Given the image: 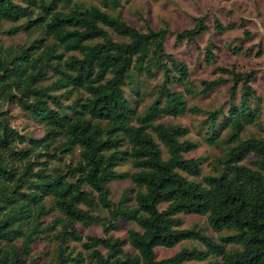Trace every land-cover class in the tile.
I'll use <instances>...</instances> for the list:
<instances>
[{
	"label": "trees",
	"instance_id": "16d2710c",
	"mask_svg": "<svg viewBox=\"0 0 264 264\" xmlns=\"http://www.w3.org/2000/svg\"><path fill=\"white\" fill-rule=\"evenodd\" d=\"M96 1L0 0V22L10 24L2 33L26 35L15 46L0 39V264H33L41 239L56 246L48 264H264V123L253 72L216 68L219 76L201 81L198 93L227 86L222 107H189V69L166 51V41L196 45L209 31L205 17L182 32L147 24L143 32L122 19L121 0ZM232 28L214 19L218 35ZM250 37L244 32L237 41ZM215 48L211 40L204 46L206 65ZM157 76L153 99L139 113L146 95L139 84ZM7 105L40 127L41 137L14 128ZM189 113L204 114L203 141L218 151L203 176L201 159L184 157L198 148L186 139L189 129L158 122ZM250 126L263 136L242 138ZM124 165L131 171L120 172ZM123 181L132 187L113 201L109 185ZM191 215L205 217L218 239L182 228L181 217ZM120 222L136 229L125 239L109 236ZM77 224H100L103 236L84 238ZM184 241L201 249L181 247L158 259L156 249Z\"/></svg>",
	"mask_w": 264,
	"mask_h": 264
},
{
	"label": "rangeland",
	"instance_id": "374dc122",
	"mask_svg": "<svg viewBox=\"0 0 264 264\" xmlns=\"http://www.w3.org/2000/svg\"><path fill=\"white\" fill-rule=\"evenodd\" d=\"M85 4L98 5L96 0H81ZM121 8L118 10L122 19L129 25L135 27L139 31H145V24L156 30L162 27L168 28L170 31L182 32L191 29L194 25L193 18L205 17V23L209 27V31L204 33L196 41V45L174 47V37H168L166 41V51L175 54L177 58L183 61L190 73L191 94H185V99L189 107H197L207 112L222 107L227 99V86L218 87L206 95H200L201 81H210L216 79L219 74L216 71L218 67L235 68L238 72L252 71L254 78L252 87L257 96L261 98L260 109L262 116L260 121L264 123V0H121ZM217 19L222 26L233 25V28L225 33L218 35L213 30L214 19ZM10 27L9 23L0 22V39L4 46H15L22 44L26 40L24 33L14 36L4 35L2 32ZM244 32H249L251 37L242 43L237 40L242 37ZM211 40L217 46L213 53L215 55L214 63L206 65L204 62V46ZM241 46L242 53L235 54L233 49ZM244 52L248 53L245 55ZM258 52L261 55L258 56ZM226 78V77H225ZM140 83V94L146 92V95L140 101L138 112L141 113L153 99V90L158 83L156 79L145 80ZM136 89V85L132 86ZM126 97L133 99L131 87L125 89ZM139 99V98H138ZM140 100V99H139ZM133 106H135L133 104ZM10 113V123L19 132L28 134L32 138H40L42 129L37 128L34 123L28 119L15 105H7L4 108ZM204 119V114H184L178 118L165 117L158 122L165 125H178L187 127L189 134L186 139L198 144V148L188 154L186 159H201L202 176L209 173L210 163L218 156V151L207 146L203 141L204 130L200 125ZM262 135V134H261ZM255 126L246 128L242 138L261 136ZM263 136V135H262ZM185 139V138H184ZM161 147L163 157H166L165 149ZM255 158L251 155L243 162L247 167H251V162ZM120 172L131 171L129 165L119 167ZM200 179V178H199ZM198 179V180H199ZM132 187L129 181L110 183L111 198L117 201L123 190ZM160 208H164L161 206ZM100 216H106V212L98 210ZM56 214L45 218V222H50ZM182 228L195 227L202 230L205 234L218 239L209 228L206 218L200 216H182ZM79 233L85 238L86 236H103L100 224H94L87 228L80 224L76 225ZM136 227L128 222L119 223V231L110 232L108 235L119 239H125L128 228ZM229 232H222V235H228ZM72 243H70L71 245ZM73 245V244H72ZM55 245L50 240H38L32 247L30 261L33 264H48ZM76 251H81L80 246L74 244ZM181 247H196L201 249L196 242L184 241L172 249L158 248L156 249L158 259L171 257L177 253ZM124 250L130 251L129 246H125ZM103 252V250L101 249ZM86 264H91L87 262ZM183 264H208V261L193 262Z\"/></svg>",
	"mask_w": 264,
	"mask_h": 264
}]
</instances>
